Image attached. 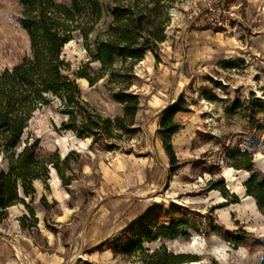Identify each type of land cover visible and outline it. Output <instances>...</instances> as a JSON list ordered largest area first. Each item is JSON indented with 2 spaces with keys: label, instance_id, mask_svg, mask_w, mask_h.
<instances>
[{
  "label": "rangeland",
  "instance_id": "1",
  "mask_svg": "<svg viewBox=\"0 0 264 264\" xmlns=\"http://www.w3.org/2000/svg\"><path fill=\"white\" fill-rule=\"evenodd\" d=\"M101 1L100 30H105L116 4L139 0ZM147 2L139 1L140 7ZM161 3L158 19L166 21V40L159 45V58L148 51L135 66L138 78L131 90L141 103L131 132L113 128L111 137L98 142L80 137L61 128L68 117L59 101L30 123L25 139L30 134L31 142L39 140V157L58 161L65 178L48 161L49 178L35 180L36 193L25 196L20 190L26 202L0 215V242L12 257L25 243V252L43 253L50 264H57L53 259L59 256L66 264H142L138 255L123 252L138 223L181 210L194 223L189 235L146 241L149 251L165 243L170 251L199 258L184 264H262L264 212L247 193L251 172L235 168L231 155L249 150L264 173V0H230L236 15L217 27L205 23L195 0ZM19 9L16 0H0V23L8 27L0 74L30 52L27 36L13 22ZM65 53L75 70L89 60L81 37ZM107 78L79 86L90 111L115 119L124 106L113 98ZM178 100L189 110L176 115L182 126L172 141L180 167L173 171L160 129L165 111ZM11 163L9 154L0 151V168L8 170ZM211 180L224 181L240 201L211 189ZM92 222H100L103 233L99 243L88 244L85 233Z\"/></svg>",
  "mask_w": 264,
  "mask_h": 264
},
{
  "label": "trees",
  "instance_id": "2",
  "mask_svg": "<svg viewBox=\"0 0 264 264\" xmlns=\"http://www.w3.org/2000/svg\"><path fill=\"white\" fill-rule=\"evenodd\" d=\"M16 1L20 9L13 16V22L27 34L30 52L13 68L0 74V151L12 159L8 170L0 168V215H5L18 203L26 202L19 194L20 190L25 196L36 193L35 180L49 178L48 161L53 162L65 178L58 161L39 157V140L31 142L30 134L25 139L30 123L43 108L53 107L59 101L58 108L68 117L61 128L74 130L80 137H93L95 142L111 137L113 128L131 132L141 103L140 95L131 90L138 78L135 66L148 51L159 58V45L166 40L167 27L165 20L158 19L162 14V0H148L142 7L141 0L116 4L110 10L113 20L105 30H100L105 13L101 0ZM151 3L154 7H150ZM77 37L84 40L89 60L75 70L64 51ZM117 58H121L120 64L116 62ZM95 62L101 64L98 69L92 66ZM106 76L113 98L124 106V113L115 119L90 111L77 80L86 78L90 85H95ZM188 110L184 100H178L165 111L161 120L160 134L173 171L180 167L172 141L182 126L176 115ZM231 157L235 168L251 172L246 182L247 193L256 199L264 212V173L256 169L253 153L238 149ZM209 184L211 189L222 190L228 198H233L232 202L240 201L236 193H229L224 181L211 180ZM166 214L160 213L139 222L123 252L138 255L142 264L198 261L195 255L170 251L165 243L152 252L145 247L146 241L189 235V229L194 227L192 220L181 210H177L176 215ZM22 224L26 226L25 222Z\"/></svg>",
  "mask_w": 264,
  "mask_h": 264
},
{
  "label": "crops",
  "instance_id": "3",
  "mask_svg": "<svg viewBox=\"0 0 264 264\" xmlns=\"http://www.w3.org/2000/svg\"><path fill=\"white\" fill-rule=\"evenodd\" d=\"M100 212V211H99ZM100 218V213H98L97 218ZM100 221V220H99ZM103 232L100 231V222H92L89 224L88 228H86V233H85V237L87 239L86 243H99L98 241H100V234H102ZM5 239V238H3ZM2 243V251H4V253L1 254L0 256V260L1 262H3L4 264H22L23 261L20 257V255H17L16 258L12 257L8 251L9 249L6 247V244L3 243L2 241L0 242ZM5 245V246H4ZM27 248L25 243H21V253L23 254V256L25 257L26 261L29 264H50V259L43 253H41L42 255H39L37 252H35L34 254H32V256L25 252V249ZM55 260V262L57 264H66L67 259L64 256H59V260L56 261V259H53V261ZM22 262V263H21Z\"/></svg>",
  "mask_w": 264,
  "mask_h": 264
},
{
  "label": "built area",
  "instance_id": "4",
  "mask_svg": "<svg viewBox=\"0 0 264 264\" xmlns=\"http://www.w3.org/2000/svg\"><path fill=\"white\" fill-rule=\"evenodd\" d=\"M202 19L210 26H219L236 15L230 0H195Z\"/></svg>",
  "mask_w": 264,
  "mask_h": 264
},
{
  "label": "bare ground",
  "instance_id": "5",
  "mask_svg": "<svg viewBox=\"0 0 264 264\" xmlns=\"http://www.w3.org/2000/svg\"><path fill=\"white\" fill-rule=\"evenodd\" d=\"M1 19H2V15H1V11H0V20ZM6 31L8 32V27L4 23H0V50H1V41L6 36ZM24 34L27 36V34L25 32H24ZM11 38L13 39V37H11ZM27 38H28V36H27ZM78 82L81 85V87H87L89 85V81L86 78H78ZM20 257H21L24 264H29L21 252H20Z\"/></svg>",
  "mask_w": 264,
  "mask_h": 264
},
{
  "label": "water",
  "instance_id": "6",
  "mask_svg": "<svg viewBox=\"0 0 264 264\" xmlns=\"http://www.w3.org/2000/svg\"><path fill=\"white\" fill-rule=\"evenodd\" d=\"M64 53H65V51H64Z\"/></svg>",
  "mask_w": 264,
  "mask_h": 264
}]
</instances>
